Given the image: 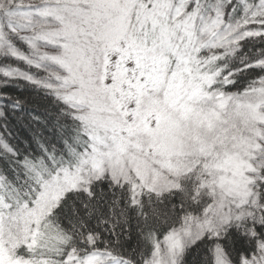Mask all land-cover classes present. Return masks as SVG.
<instances>
[{
	"label": "snow or ice",
	"instance_id": "6c2138e0",
	"mask_svg": "<svg viewBox=\"0 0 264 264\" xmlns=\"http://www.w3.org/2000/svg\"><path fill=\"white\" fill-rule=\"evenodd\" d=\"M0 264H264V0H0Z\"/></svg>",
	"mask_w": 264,
	"mask_h": 264
}]
</instances>
